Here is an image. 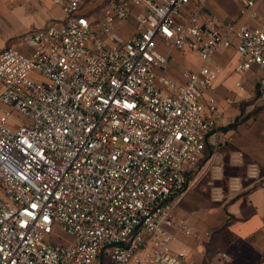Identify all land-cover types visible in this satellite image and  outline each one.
<instances>
[{
  "label": "built area",
  "instance_id": "obj_1",
  "mask_svg": "<svg viewBox=\"0 0 264 264\" xmlns=\"http://www.w3.org/2000/svg\"><path fill=\"white\" fill-rule=\"evenodd\" d=\"M49 1L65 19L23 35L29 52H0V264H196L170 244L197 236L174 211L204 159L215 204L240 196L245 180L264 187L257 163L225 153L230 138L208 95L222 71L215 54L231 47L239 73H262L264 94L257 0L240 10L256 27L205 18L210 0ZM172 52L201 66L179 82L167 74ZM227 164L245 177L224 186ZM55 226L72 241L51 242Z\"/></svg>",
  "mask_w": 264,
  "mask_h": 264
},
{
  "label": "crops",
  "instance_id": "obj_2",
  "mask_svg": "<svg viewBox=\"0 0 264 264\" xmlns=\"http://www.w3.org/2000/svg\"><path fill=\"white\" fill-rule=\"evenodd\" d=\"M243 5V0H210L203 16L213 15L219 26L235 22L256 27L258 23L250 15H240ZM193 9L194 5L187 7L179 22L183 23ZM255 10L264 14V0H257ZM64 19L62 10L49 0H0V52L10 48L29 52L21 41L23 35ZM132 28L127 25L116 34L124 40ZM160 49L167 54L161 43ZM215 61L222 71L208 95L216 99L223 115L221 130L230 138L225 153L241 151L245 163H257L264 178V94L258 91L263 75L257 69L239 73L235 47L218 51ZM200 66L201 61L194 54L172 52L167 74L183 82L185 70L195 71ZM208 164V159H204L189 176V186L174 211L175 218L186 221L197 236L176 233L171 250L190 255L196 264H220V253L229 256L225 264H264V187L256 188L253 182L245 180L240 196L225 205L215 204L207 186ZM233 175L245 177V167L227 164L224 186ZM101 264L114 263L104 258Z\"/></svg>",
  "mask_w": 264,
  "mask_h": 264
},
{
  "label": "rangeland",
  "instance_id": "obj_3",
  "mask_svg": "<svg viewBox=\"0 0 264 264\" xmlns=\"http://www.w3.org/2000/svg\"><path fill=\"white\" fill-rule=\"evenodd\" d=\"M162 52V50H161ZM163 53V52H162ZM164 55V54H163ZM175 68V67H174ZM2 90V85L0 84V91ZM208 159V157H206ZM1 192V190H0ZM72 241V238L69 237L61 227L55 226L53 235L51 236V242L56 243V244H68Z\"/></svg>",
  "mask_w": 264,
  "mask_h": 264
},
{
  "label": "snow or ice",
  "instance_id": "obj_4",
  "mask_svg": "<svg viewBox=\"0 0 264 264\" xmlns=\"http://www.w3.org/2000/svg\"><path fill=\"white\" fill-rule=\"evenodd\" d=\"M35 207V206H34Z\"/></svg>",
  "mask_w": 264,
  "mask_h": 264
}]
</instances>
